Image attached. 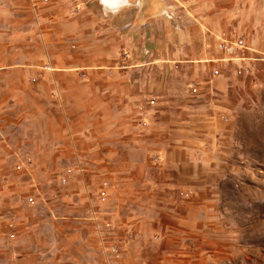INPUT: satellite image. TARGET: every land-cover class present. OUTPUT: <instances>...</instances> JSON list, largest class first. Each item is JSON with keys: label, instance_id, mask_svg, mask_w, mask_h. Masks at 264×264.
Instances as JSON below:
<instances>
[{"label": "rangeland", "instance_id": "1", "mask_svg": "<svg viewBox=\"0 0 264 264\" xmlns=\"http://www.w3.org/2000/svg\"><path fill=\"white\" fill-rule=\"evenodd\" d=\"M136 1L128 0L116 12L114 4L107 6L104 0H0V264H113L111 258L118 251L112 247L128 244L112 241L111 221L91 218L101 234L90 225L88 207L95 208L100 218L107 213V189L101 192L104 180L99 165H93L88 175L83 162L55 163L51 152L56 147L50 144L55 140L50 129L59 125L60 117L65 123V117H71L75 130L84 124V116L91 115L86 127L100 129L95 122L118 102L112 93L121 82L115 79L127 71L120 67L150 55L148 48L141 49L144 58L138 59V41L131 45L119 30L125 19L121 9L143 15L157 10L160 18L171 22L176 35L179 25L206 24L212 11L220 17L264 15V0ZM205 33L208 50L218 38ZM233 35L241 37L249 51L261 53L248 46L240 32ZM180 49L173 48L178 56L173 61L199 58ZM168 53L161 51V55ZM243 65L236 61L234 70L242 73ZM158 70L162 71L158 77L163 76L164 68ZM168 71L169 77L190 76L184 69L169 67ZM257 72L258 67L244 76ZM235 87L242 101L233 114L234 131L223 147L229 162L222 171L227 175L218 181L213 238L201 251L203 260L198 264H264V75L250 85L236 83ZM39 129L44 136L42 147L35 151L32 145ZM22 132L32 148H20L18 153L15 147ZM6 137L9 147L4 149ZM67 168L73 169L72 177Z\"/></svg>", "mask_w": 264, "mask_h": 264}, {"label": "crops", "instance_id": "2", "mask_svg": "<svg viewBox=\"0 0 264 264\" xmlns=\"http://www.w3.org/2000/svg\"><path fill=\"white\" fill-rule=\"evenodd\" d=\"M136 2L149 4L150 0ZM121 11L125 19L119 30L131 45L138 41L136 56L140 59L141 49L146 48L150 55L142 56L145 60L135 65L120 67L127 71H121L115 79L121 82L112 93L118 102L102 119H97L100 129L86 127L91 115L84 116V124L75 130L71 117H65L66 123L59 118V125L50 129L55 139L50 141L51 148L56 147L51 158L55 163L83 162L88 165L83 167L88 175L93 165H99L98 174L104 180L101 192L107 189V213L100 218L94 214L95 208L88 207L92 213L90 225L101 234L96 229L101 227L91 218L111 221L112 241L128 243L111 258L113 264H198L203 260L201 251L207 250L205 247L213 238L211 219L218 181L227 175L222 171L229 162L223 147L234 131L233 114L242 101L235 85H250L253 79L264 75V60L257 63L259 72L255 76L236 72V61L229 60L217 43L222 37L233 40L238 31L248 46L264 55V15L257 19L234 13L220 17L212 11L206 24H197L205 29L196 24L179 25L176 35L171 22L160 18L157 10L145 15L126 12V8ZM205 30L218 38L208 50ZM174 47L199 58L173 61L178 57ZM162 50H169L170 54L161 55ZM160 67L164 68L163 76L158 77ZM169 67L189 71L191 77H169ZM89 94L88 91L86 96ZM151 97L156 98V104L148 102ZM42 136L39 129L32 145L22 132L15 150L20 153L30 145L38 150ZM8 140L6 137L1 144L4 149L9 147ZM38 156L42 158L43 154ZM67 172L68 177L73 176V169L67 168Z\"/></svg>", "mask_w": 264, "mask_h": 264}, {"label": "built area", "instance_id": "3", "mask_svg": "<svg viewBox=\"0 0 264 264\" xmlns=\"http://www.w3.org/2000/svg\"><path fill=\"white\" fill-rule=\"evenodd\" d=\"M169 19L171 16H167ZM219 50L225 53L229 60L242 62V73L245 75H250L252 72L257 70V63L264 60V57L261 53L249 51L250 48L246 47L244 40L240 38H234L231 41L223 40L218 45ZM147 53V51H145ZM250 53V55H246ZM148 102L151 105L156 104L157 100L155 97H151ZM119 249L115 246L112 247V251L116 252Z\"/></svg>", "mask_w": 264, "mask_h": 264}, {"label": "bare ground", "instance_id": "4", "mask_svg": "<svg viewBox=\"0 0 264 264\" xmlns=\"http://www.w3.org/2000/svg\"><path fill=\"white\" fill-rule=\"evenodd\" d=\"M104 3L107 4V6H109L110 3V5L113 3L115 11L129 4L128 0H104Z\"/></svg>", "mask_w": 264, "mask_h": 264}]
</instances>
